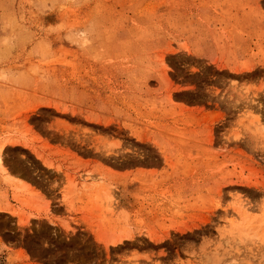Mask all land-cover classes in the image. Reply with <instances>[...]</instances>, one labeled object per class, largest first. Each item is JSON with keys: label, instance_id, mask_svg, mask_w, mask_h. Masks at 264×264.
I'll return each mask as SVG.
<instances>
[{"label": "rangeland", "instance_id": "374dc122", "mask_svg": "<svg viewBox=\"0 0 264 264\" xmlns=\"http://www.w3.org/2000/svg\"><path fill=\"white\" fill-rule=\"evenodd\" d=\"M0 264H264V0H0Z\"/></svg>", "mask_w": 264, "mask_h": 264}, {"label": "crops", "instance_id": "0c3cea01", "mask_svg": "<svg viewBox=\"0 0 264 264\" xmlns=\"http://www.w3.org/2000/svg\"><path fill=\"white\" fill-rule=\"evenodd\" d=\"M131 206H132V204L130 202H127L126 200H123L120 198V201L118 204L119 209L122 207L120 210H130Z\"/></svg>", "mask_w": 264, "mask_h": 264}]
</instances>
